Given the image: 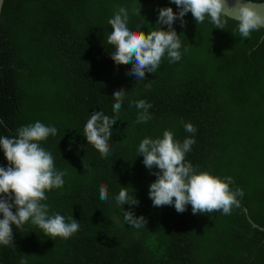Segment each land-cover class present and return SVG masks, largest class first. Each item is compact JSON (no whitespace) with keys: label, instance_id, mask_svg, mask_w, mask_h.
<instances>
[{"label":"trees","instance_id":"trees-1","mask_svg":"<svg viewBox=\"0 0 264 264\" xmlns=\"http://www.w3.org/2000/svg\"><path fill=\"white\" fill-rule=\"evenodd\" d=\"M139 6L140 15L133 11ZM120 7L129 10L128 26L145 34L168 30L157 25L159 9L179 11L172 0L4 2L0 137L12 138L37 121L57 128L40 146L66 175L43 203L49 215H72L80 228L52 240L30 222L21 231L12 225L14 246L0 245V264H264V29L241 38L236 21L217 29L207 17L197 24L189 12L183 27L179 19L172 25L181 59L170 62L165 54L156 73L136 80L131 63H114L107 42L108 21ZM119 88L127 94L112 125L110 154L102 157L84 137V126L94 111L116 116ZM139 100L152 105L145 123L135 122ZM181 121L197 131L186 132ZM165 130L180 143L195 139L185 160L197 173L233 178L230 187L244 193L239 208L192 217L190 205L183 213L174 205L153 206L149 186L160 170L146 168L137 149ZM7 166L0 149V167ZM101 185L108 201L99 198ZM121 187L141 204L144 228L119 223L124 205L114 198Z\"/></svg>","mask_w":264,"mask_h":264},{"label":"clouds","instance_id":"clouds-1","mask_svg":"<svg viewBox=\"0 0 264 264\" xmlns=\"http://www.w3.org/2000/svg\"><path fill=\"white\" fill-rule=\"evenodd\" d=\"M172 2L179 9L177 13L171 7L161 8L158 13L157 25H167L166 31L159 27L147 34L140 30L133 31L128 26L129 10L125 7H120L108 21L112 31L107 42L115 49L111 52V59L117 65L131 63L129 74L136 80H145L146 72L156 73L165 54L170 62L181 59L180 35L172 25L179 19L183 27V17L189 12L197 24L203 23L207 17L217 29H225L229 20H235L241 38H250L252 32L264 28V4L257 0H236L232 6L228 0ZM139 8L133 11L140 15ZM145 87L150 88L151 83ZM126 94L123 88L114 91L113 112L116 116L94 111L84 126V137L102 157L110 154L112 125L118 119ZM134 103L138 110H142L135 122L150 120L148 109L152 105L144 100ZM184 129L192 134L197 131L191 123H184ZM57 132L56 127L37 121L20 127L12 138L0 137V149L8 162L7 167H0V245L14 246L12 225L21 231L30 222L52 240L57 237L70 238L79 230L78 220L72 215L67 218L58 213L49 215L48 205L43 203L47 200L46 192L63 187V177L66 175L55 169L53 156L40 146V142L50 135L55 136ZM194 143L193 137L185 138L182 143L176 141L169 130L163 132L162 138L146 137L139 143L137 152L143 156L144 166L148 169L155 166L160 170L153 173L156 180L149 186L148 195L153 206L174 205L178 213H183L190 205L192 217L213 212L230 215L240 207L238 197H243V190L230 187L234 183L230 176L222 180L207 172L197 173L192 164L185 160ZM99 198L101 201L109 199L104 185L99 189ZM114 199L118 206L139 204L134 192L130 194L129 187H121ZM123 218L137 229L144 228L147 223L143 216L137 217L132 211H124Z\"/></svg>","mask_w":264,"mask_h":264},{"label":"rangeland","instance_id":"rangeland-1","mask_svg":"<svg viewBox=\"0 0 264 264\" xmlns=\"http://www.w3.org/2000/svg\"><path fill=\"white\" fill-rule=\"evenodd\" d=\"M140 205L141 204H138V205H128V204H125L123 206V209L122 211L120 212V215L118 216V221L121 225H124V226H128L130 225L129 223H127L126 221H124V218H123V212L124 211H132L133 214L137 217H139V214H138V211L140 209ZM146 219V218H145ZM142 229V228H141Z\"/></svg>","mask_w":264,"mask_h":264},{"label":"water","instance_id":"water-1","mask_svg":"<svg viewBox=\"0 0 264 264\" xmlns=\"http://www.w3.org/2000/svg\"><path fill=\"white\" fill-rule=\"evenodd\" d=\"M4 2H5V0H0V19H1V14H2ZM241 2H246V0H241ZM228 3L230 6H232L236 3V0H228ZM260 4H264V3H260ZM233 21H235V20H233ZM253 225H254V227L258 228V225H256V224H253Z\"/></svg>","mask_w":264,"mask_h":264}]
</instances>
